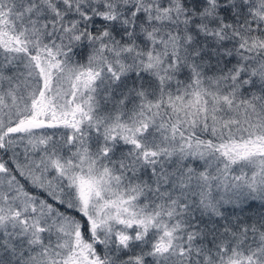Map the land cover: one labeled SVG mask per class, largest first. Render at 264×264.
Here are the masks:
<instances>
[{
    "label": "snow or ice",
    "instance_id": "1",
    "mask_svg": "<svg viewBox=\"0 0 264 264\" xmlns=\"http://www.w3.org/2000/svg\"><path fill=\"white\" fill-rule=\"evenodd\" d=\"M0 264H264V0H0Z\"/></svg>",
    "mask_w": 264,
    "mask_h": 264
}]
</instances>
